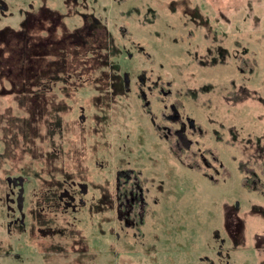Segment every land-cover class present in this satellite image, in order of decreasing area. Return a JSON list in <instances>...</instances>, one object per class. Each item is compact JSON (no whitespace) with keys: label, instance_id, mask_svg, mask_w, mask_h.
<instances>
[{"label":"rangeland","instance_id":"374dc122","mask_svg":"<svg viewBox=\"0 0 264 264\" xmlns=\"http://www.w3.org/2000/svg\"><path fill=\"white\" fill-rule=\"evenodd\" d=\"M171 111L216 181L171 153ZM125 168L148 179L141 237L116 203ZM249 173L264 0H0V264H264Z\"/></svg>","mask_w":264,"mask_h":264},{"label":"trees","instance_id":"16d2710c","mask_svg":"<svg viewBox=\"0 0 264 264\" xmlns=\"http://www.w3.org/2000/svg\"><path fill=\"white\" fill-rule=\"evenodd\" d=\"M162 92L167 90H161ZM175 109L183 106L178 100L173 103ZM165 112H162L160 121L157 122V129L165 139L171 153L181 161L189 163L193 168H199L216 181L209 172V159L219 161L211 148L203 151L198 147L194 136L200 133L197 124H181L182 120L174 122L166 120ZM166 121V123L163 122ZM169 122V123H167ZM148 179L140 170L134 168L120 169L117 174L116 200L123 217L128 218L138 236H143V225L150 215V203L146 199ZM243 185L250 191L264 192V178L257 173L245 174L242 178Z\"/></svg>","mask_w":264,"mask_h":264},{"label":"flooded vegetation","instance_id":"af4514ba","mask_svg":"<svg viewBox=\"0 0 264 264\" xmlns=\"http://www.w3.org/2000/svg\"><path fill=\"white\" fill-rule=\"evenodd\" d=\"M155 83H157V82H155ZM143 84H145V82H143ZM141 87H142V83H141ZM143 87H145L144 85H143ZM155 87H157V86H155ZM159 88V90H162V88L161 87H158ZM157 88V89H158ZM143 91H144V89H143ZM145 93V97H146V101H148V104H149V106H152V104H151V102H150V100L147 98V93H146V91H144ZM161 99V98H160ZM172 107H173V103H172ZM166 117H167V120H171V121H174V122H178L179 123V121H181L182 120V123H180V125L181 124H183V125H185V124H189L190 122H186L183 118H180V116L178 115V117H177V115L175 114V112H170V113H167L166 114ZM186 122V123H185ZM193 126V125H192ZM197 126H198V124H197ZM200 131V130H199ZM116 189H117V177H116ZM66 191V190H65ZM64 191V192H65ZM64 192H62V194H63V196H64ZM145 196H146V193H145ZM116 203H117V200H116ZM117 207H118V210L120 211V209H119V206H118V203H117ZM120 214H121V216L123 217V213L120 211ZM123 218H125V217H123ZM126 219H128V218H126ZM128 221H129V223L132 225V223H131V221L128 219Z\"/></svg>","mask_w":264,"mask_h":264},{"label":"water","instance_id":"95a60500","mask_svg":"<svg viewBox=\"0 0 264 264\" xmlns=\"http://www.w3.org/2000/svg\"><path fill=\"white\" fill-rule=\"evenodd\" d=\"M20 182L22 183V181H20ZM21 183H20V184H21ZM21 196H22V195H21ZM21 196H20V198H21Z\"/></svg>","mask_w":264,"mask_h":264}]
</instances>
